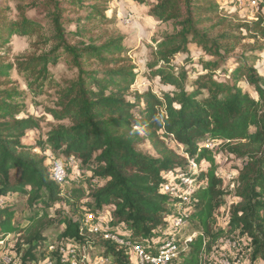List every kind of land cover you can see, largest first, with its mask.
I'll list each match as a JSON object with an SVG mask.
<instances>
[{
  "label": "trees",
  "instance_id": "1",
  "mask_svg": "<svg viewBox=\"0 0 264 264\" xmlns=\"http://www.w3.org/2000/svg\"><path fill=\"white\" fill-rule=\"evenodd\" d=\"M13 1L15 19L7 18L0 10V50H7L13 34L33 36L35 40L31 51L15 58L13 64H0V80L14 67L32 97L54 89L53 107L46 113L57 124L35 147L24 146L25 132L37 126L31 118L18 117L24 110L18 99L25 94L0 89V197L10 199L0 208V241L10 234H21L17 256L23 264L56 257L58 243L65 240L89 247L90 253H103L114 264H130L125 249L118 251L117 245L102 238L109 232L84 225L85 216L92 215L95 220L100 210L110 209L113 226H126L124 232L111 234L130 242L151 239L164 228L168 207L174 204V200L159 193L165 181L163 175L185 171L192 160L198 166L206 163L208 168L200 169L195 176L200 187L192 194L194 204L188 215L195 231L189 234L194 236L187 248L180 250L178 264H204L205 255L233 233L248 239L252 262L264 261V71L256 70L253 58L240 56L236 67L229 71L228 81L215 76L233 52V40L237 38L228 33L211 35L203 29L202 8L196 0H154L148 5V15L159 23H169L172 33L153 41L145 67L148 79H159L171 91L161 96L151 90L134 93L131 102L127 97L136 74L129 60L123 58L126 49L122 36L72 42L65 29L66 11L61 1ZM92 1L84 20L110 23L101 5L106 0ZM136 1L143 5L148 0ZM26 6L44 11L45 26L27 19ZM259 7L264 8V0ZM236 29L253 34L252 39L264 40V16L258 15L252 23ZM81 33L72 35L82 37ZM190 45L207 57L200 59L201 73L194 80L172 64L177 55L188 53ZM259 50L264 51V47ZM59 61L73 73L63 84L55 83L48 70ZM227 70L223 71L228 73ZM245 84L253 96L245 92ZM4 85L0 82V87ZM139 132L151 142L157 157L138 149L143 140ZM159 132L182 147V157L161 146ZM207 142L219 143L221 149L206 148ZM35 148L75 159L104 184L89 186L87 194L74 183L65 189L49 171L52 163L60 161L48 167L44 157L32 152ZM219 151L240 162L233 170L231 188L224 187L225 181L218 174L215 155ZM230 195L235 201L228 207V226L216 229L219 211ZM13 197L27 198L28 207L35 210L24 229L12 223ZM82 199L85 202L78 207L73 204ZM60 203L71 205L79 218L62 216L56 231L47 237L45 233L52 228L47 211ZM82 205L86 207L82 209Z\"/></svg>",
  "mask_w": 264,
  "mask_h": 264
},
{
  "label": "rangeland",
  "instance_id": "2",
  "mask_svg": "<svg viewBox=\"0 0 264 264\" xmlns=\"http://www.w3.org/2000/svg\"><path fill=\"white\" fill-rule=\"evenodd\" d=\"M63 3L65 8V29L70 33L69 39L72 42L84 41L87 42L88 38L97 39L99 36L103 39V36L120 35L123 37V46L126 49L123 58L129 60L128 65L134 68L133 72L136 74L135 81L130 87L127 99L133 102L134 93H143L147 90H151L158 96H161L163 92H169V87L162 86L159 79H148L146 63L149 60L151 47L154 46L153 41L159 40L165 34L172 33V26L169 23H159L153 20L149 15L148 5L154 0H148L145 4L141 5L136 0H106V4H101L106 8L105 16L111 19V22L102 25V22L84 20L89 13L88 7L94 4L92 0H59ZM77 1H82V4H78ZM202 8L201 19L203 23L201 27L208 31L211 35H219L228 33L237 38L233 40L235 44L234 50L228 57H226L225 64L216 71L217 80L229 79V71L236 67L237 59L240 56L253 58L252 62L255 64V68L259 73L264 71V51L259 50L264 47V40L252 39L253 34L246 32L245 30H237V27L252 23L255 17L264 16V8H260L261 0H196ZM252 1L256 4L252 5ZM28 1H25L27 5ZM16 3L13 0H0V10L5 11L7 18L15 19L17 11L15 8ZM27 7V6H26ZM26 8L27 19L37 21L41 26H45L46 16L41 8L36 10ZM77 31H81L82 37H76L74 34ZM33 36H21L13 34L6 47L7 50H0V64L11 65L18 58L31 51V43L34 41ZM200 59H207L200 53V50L195 45L189 46L187 54L177 55L172 64L180 69H184L189 76L190 80H194L199 73H201V67L199 65ZM257 60V61H256ZM225 69L228 73L224 72ZM51 79L55 83L63 84L66 79L73 76L72 71L62 61L54 66L48 68ZM224 70V71H223ZM227 75V77H226ZM0 82L5 83L0 89H14L17 92L24 93L25 96L18 99V103L23 105L24 110L18 117L19 118H31L37 126L31 130H27L22 139V144L27 147H35L39 141L45 140V135L49 129L56 125L57 122L46 113L47 108H51L54 89L48 91L39 97H32L26 89L24 79L15 70L14 67L7 71V76L2 78ZM3 85V84H1ZM242 87V83L238 84ZM190 86V85H189ZM245 92L250 96H253L251 89L243 86ZM158 140L161 142L166 151L171 152L177 156L182 157V147L178 145L174 140L161 136L159 132ZM139 137L143 139L138 145V149L143 153L150 156L157 157L158 152L153 147L151 142L147 140L143 133L139 132ZM208 143V142H207ZM210 149L214 151L219 148V143H210ZM222 151V150H221ZM219 151L215 155V161L218 167V174L224 179V187H230V180L233 177V170L240 166V162L233 157L227 156L224 152ZM34 154L44 157L46 165H49L54 161H60L63 163L66 178L63 183L65 189L72 188L71 183L76 184L74 187H82L87 194L89 186L100 187L104 184L103 181L94 179L86 169H82L79 163L73 159H66L60 153H54L49 149L40 151L39 148L32 150ZM208 164L202 163L200 169L206 170ZM187 171V167H186ZM86 198V196H85ZM27 198H11L12 202L10 207L14 211V219L12 223L19 225L20 229H24L27 226L28 217L35 212L28 207L26 202ZM235 201L233 195L226 198V206L219 211L216 220V229H223L228 226L229 216L228 207ZM85 199L73 202L78 207L81 203H84ZM74 206V207H75ZM183 208L188 211L192 208ZM86 206L82 205V209ZM73 207L60 203L47 211V220L51 223L52 228L46 232L45 235L50 237L52 233L56 231L57 222L62 216H66L71 220H77L79 214L73 213ZM179 210L176 207H168V215H166V223L171 221L177 216ZM112 212L110 209L100 210L96 213V219L93 221L91 227H96L103 232H116L120 234L124 232L126 226L118 225L113 226L114 221L112 218ZM187 214V213H186ZM264 219V215L262 216ZM171 225V222L170 224ZM166 226V224H165ZM62 227V226H61ZM61 227L59 229L61 230ZM154 233L152 240H157L160 232ZM192 231H195V226L191 222H186L179 232L180 239L185 235H189ZM51 232V234H49ZM21 234L13 233L0 243V260L6 255H17V240L19 241ZM157 235V236H156ZM187 236V237H188ZM186 238V237H185ZM146 237L142 238L145 242ZM1 242V241H0ZM20 244V243H19ZM204 264H264V261L258 260L256 262L251 261V249L249 248V241L246 237L240 236L237 233L228 235V238L220 240L211 252L207 253L204 258Z\"/></svg>",
  "mask_w": 264,
  "mask_h": 264
},
{
  "label": "built area",
  "instance_id": "3",
  "mask_svg": "<svg viewBox=\"0 0 264 264\" xmlns=\"http://www.w3.org/2000/svg\"><path fill=\"white\" fill-rule=\"evenodd\" d=\"M255 4L252 1V5ZM205 147L210 148L211 144L208 143ZM200 166L190 160L187 164V171L168 172L163 175L165 181L160 185L159 193L174 200L172 207H176L179 211L177 216L169 223L165 221L166 226H164L159 236L156 235L157 240L151 238L145 242H130L123 240L117 234L111 233H103L102 238L117 245L118 251L125 249L124 255L128 258L130 264H178L180 250L187 248V244L194 236H189L184 240L177 238L181 228L185 226L186 222H189L188 215L191 208L188 211H184L183 208L190 207L192 203L194 204L192 194L200 187L195 182V176L198 174ZM49 171L55 182L60 185L64 183L67 174L62 163H52ZM9 201L8 197H0V208L5 207ZM93 221L92 215H86L83 222L85 226L91 227ZM170 222L171 225H169ZM92 230L97 231L98 228L93 227ZM57 251L58 255L56 257L50 256L43 261L26 264H114L112 259L103 253L100 255L90 253L89 247L70 240L58 243ZM0 264L23 263L17 255H6L0 260Z\"/></svg>",
  "mask_w": 264,
  "mask_h": 264
}]
</instances>
